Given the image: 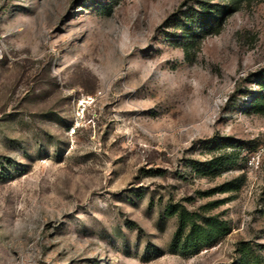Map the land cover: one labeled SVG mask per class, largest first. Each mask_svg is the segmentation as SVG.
<instances>
[{"label": "rangeland", "instance_id": "374dc122", "mask_svg": "<svg viewBox=\"0 0 264 264\" xmlns=\"http://www.w3.org/2000/svg\"><path fill=\"white\" fill-rule=\"evenodd\" d=\"M262 75L264 0H0V264H264Z\"/></svg>", "mask_w": 264, "mask_h": 264}, {"label": "trees", "instance_id": "16d2710c", "mask_svg": "<svg viewBox=\"0 0 264 264\" xmlns=\"http://www.w3.org/2000/svg\"><path fill=\"white\" fill-rule=\"evenodd\" d=\"M236 2L237 0H233ZM260 91L253 98L251 108L259 114H264V75L258 80ZM229 154L220 155L206 163V170L216 168L215 174L218 173L220 166L231 161ZM234 178L224 182L221 186L214 189L220 192L236 190L238 181ZM177 206V205H176ZM178 215L177 230L173 235L171 242L172 250L181 252H200L202 249L215 245L219 239L229 231V225L224 219L218 216L206 217L196 215L195 212L189 211L185 207H176L170 210L169 215ZM201 219V221H199Z\"/></svg>", "mask_w": 264, "mask_h": 264}]
</instances>
